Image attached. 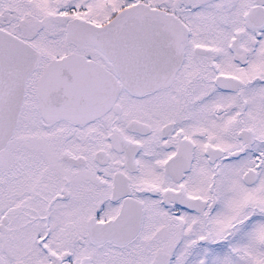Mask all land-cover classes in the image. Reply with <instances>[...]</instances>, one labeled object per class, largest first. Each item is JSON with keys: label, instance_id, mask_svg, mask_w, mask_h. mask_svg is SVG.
Masks as SVG:
<instances>
[{"label": "flooded vegetation", "instance_id": "obj_1", "mask_svg": "<svg viewBox=\"0 0 264 264\" xmlns=\"http://www.w3.org/2000/svg\"><path fill=\"white\" fill-rule=\"evenodd\" d=\"M10 1L24 0H0V3ZM193 2L188 0L186 6L194 9ZM205 3L209 9L219 5L217 14L210 10L206 25L213 33L214 27L215 30L219 28L220 38L207 41L185 38L180 61L185 66L178 67L173 76H161L160 83L153 87H125L128 96L120 100L125 118L118 112L123 109L122 105L114 106L117 118L125 123L114 124L115 118L104 132H89L86 140L82 139L85 140L81 142L82 148H77L81 150L75 153L64 149L61 156L52 158L36 152L37 165L35 170L30 167L28 172L30 198L82 201L78 209L87 212L85 220L90 223L85 233L82 231L84 223L78 222L77 227L58 234L57 241L48 240L61 251L56 250L53 258L46 253L47 264H62V260L71 254L75 256L88 249H92V253L74 259L73 264H114L132 259L136 264H146L140 248L148 246L161 254V264H225L228 258L236 259L239 252L242 260L264 264V93L258 96L262 90L259 87H264V0H205ZM30 4L34 10L37 9L35 6H43V2L38 1ZM145 4L152 6L147 0H141L139 9L144 10ZM5 11L10 9L5 8ZM177 11L180 13L179 9ZM116 12L97 24L104 25L110 19L121 18L114 16ZM24 22L31 24L28 19L19 20L17 24L22 26ZM61 22L67 30L71 22H75L89 31L90 36L83 41L91 42L92 47L95 42H101L94 37L98 29L84 16L62 18ZM190 22L197 30L195 22ZM164 25L171 29L168 21ZM0 29L18 34L1 23ZM60 33L55 35L60 36ZM77 40L71 42L82 47ZM189 42H226L227 48L229 42H238L245 66L241 63L235 68L234 62V67L227 68L224 66L226 61L221 59L218 61L220 66L214 71L210 61L215 60L211 55L216 53L193 50L199 55L191 56L193 53L185 50ZM77 54L80 53L72 51L63 56L78 58ZM222 54L228 56L226 52ZM39 55L32 74L53 75L52 61L58 56L54 52ZM76 63V60L68 59L63 65L70 68ZM195 64L201 66H193ZM90 68L87 61L84 69ZM236 69L247 70L243 76L244 85ZM218 75L235 76L241 84L237 89L219 88L216 85ZM91 123L82 122L81 127ZM73 127L80 128L79 125ZM77 134L79 136V131ZM112 135L115 140H111ZM227 138L236 139L226 146ZM234 142L236 146H231ZM228 172H234L229 180V192ZM242 176L247 182L245 185L239 183ZM51 182L58 185L53 194ZM19 191L20 200L25 204L29 197L28 184ZM101 199L116 209L105 219L100 218L99 212H92L95 203L96 208L103 207L105 203L99 202ZM16 200L14 198L5 220L9 226L22 218L16 212L22 202L15 206ZM124 200L138 202L142 207L137 233L129 237L130 227H125L126 237L93 240L92 217L97 216L98 222L114 218ZM28 214L29 209L25 218ZM128 216L129 213L125 215ZM126 223L130 226L132 219L127 218ZM88 234L92 243L82 238ZM4 235L11 242H0V264H16V257L18 264L45 263L41 257L34 261L42 251L27 253L36 243L35 222L17 236L11 234V227ZM139 235V246L133 253L114 251L115 246L133 242ZM98 247L111 248L99 253ZM251 252H254L253 256ZM147 264H151V260Z\"/></svg>", "mask_w": 264, "mask_h": 264}, {"label": "rangeland", "instance_id": "obj_2", "mask_svg": "<svg viewBox=\"0 0 264 264\" xmlns=\"http://www.w3.org/2000/svg\"><path fill=\"white\" fill-rule=\"evenodd\" d=\"M38 1L43 2L42 7L35 6L37 9L34 10L32 8V2ZM152 4V6H148L147 4L144 5V10L140 12H147L150 13L153 17H160L162 16L166 21H168V24H170L171 27H173L177 33H178V39L179 41L185 42V38H182L180 35L182 27L192 30L190 37L186 36L188 39H194V40H200V41H207L208 39H218L220 38V29L218 28V34L213 33L210 31L209 26L206 25L208 18L210 15V10H212L214 13H218L219 5L215 8L209 9L208 5H206L205 0H194L193 2V8L195 9H188L186 8L187 1L188 0H175L172 2V0H147ZM172 2V4H169ZM139 4L136 2V0H24L21 2H2L0 3V23L4 28H8L12 31H15L18 34H21L26 40L31 42L35 48L37 49L38 56L37 60L39 59V53L41 52H54L58 57L57 60L59 62H66L67 57L63 56L66 53L72 52V51H78L82 55H87V51L80 50L76 44L71 42L69 40V33L67 32L65 35V24L61 22L62 18H69L71 19L77 17H88L89 19L99 23L101 21H104L103 19H106L111 15V13L118 8H120L122 5L128 6V9L130 7L134 8V5ZM160 3H162L163 8L161 6H158ZM158 4V5H156ZM201 5V6H200ZM73 6L75 7L74 11L77 9V12L75 14L70 13H63L61 12L62 8H67ZM200 6V7H199ZM10 9V11H5L4 9ZM180 10L179 11L177 10ZM197 11V12H196ZM55 12L59 14H66L65 16H57ZM174 13L176 15H174ZM132 14V13H131ZM179 14L181 18H187L190 15V20L195 22L197 26V32L194 35V30L196 31V27L193 24H190L188 20H185L184 22L178 21ZM54 17H58L60 19H55ZM29 20L30 23H25L21 26L17 23L19 20ZM76 26V23H74ZM82 28V27H81ZM194 28V29H193ZM61 31L60 36H56L55 34L57 32ZM215 32V27H214ZM194 37V38H193ZM98 46H96V50L93 51L91 55H88L85 60L91 59L93 56V59H96L99 61L100 66H104V69L110 73V75L113 76L116 82V86L114 87L112 84V87L114 89V92L104 101H109L112 103V105L102 106L101 103L100 106H90V104H83L80 102L79 96L72 93L71 91H74V88L71 84V81L67 80V76L62 74L61 69L59 70L58 76L50 77L48 74H30L28 76L26 84H28L29 79H31L30 86H27L26 91L23 95V103H22V115H30L31 118H33V115H38V118H35L32 122H25L24 119H18L20 121V125L18 126V130L14 128L13 133L19 137H21L24 140L29 141L31 147L41 148L44 147L51 155H56L59 151V148L66 149L70 152L75 153L76 150H81L77 148H82L81 142L86 140V136L89 132H97L98 134L100 132H104V129H107L109 124H112L114 119L117 118L118 112L123 116L124 113V105L120 101L122 99H125V96H128V90L125 88L124 83H122V79L116 75L117 69H116V61L113 58V55L110 54V51H107L106 48L99 47V45H103V42H97ZM210 44V42H207ZM216 43V42H214ZM84 45L90 47V44L84 43ZM226 43H216L215 47H213V50L217 54L218 57H215V62L217 64L218 61H221V59H224V61L228 63H234L236 62L235 68L239 66V64L242 63L243 58L242 55L235 56V58H232L229 51H226V55L224 56L222 54L221 49H226ZM92 49V47H90ZM66 50V52H63ZM100 52H103L100 54ZM191 52V49H190ZM201 53V51H200ZM46 56L47 55L44 53ZM193 56L192 54H190ZM80 61L82 62V59L80 58ZM107 62L111 65V71L106 68ZM243 66H245L244 63H242ZM185 66V63H180L179 67ZM193 66H201L200 64H195ZM210 66L212 67V62L210 61ZM77 71L79 73V76L83 79L85 78V69L84 64H81V69L79 70L78 67ZM234 68V69H235ZM237 72H239L240 76L243 78L244 74L246 73V69H236ZM230 71V70H229ZM228 72V71H227ZM226 73V72H223ZM169 75V74H168ZM167 75V76H168ZM108 77L106 72L101 74V77L104 81L108 82L110 84V79H104V77ZM42 80H41V79ZM211 82L213 85V78L214 74L211 75ZM72 80V78H71ZM227 83L230 87L235 86L237 84V78L232 75H226ZM246 83L245 79L243 78V85ZM80 84H77V86ZM216 85L219 88H222L221 81L216 78ZM62 87V96L63 100L60 101L57 105H49L47 102L49 101V94L59 90V88ZM262 89L258 96H261L264 93V87H259ZM65 89H68L66 92H64ZM71 90V91H70ZM40 92V94L38 93ZM101 95L104 96V91L101 92ZM66 95V96H65ZM65 96V97H64ZM84 97L86 95L84 94ZM144 98V97H143ZM234 98V96H233ZM116 104L122 105V110L118 109V112L115 111L114 106ZM46 106L42 107V106ZM79 105V110L76 111ZM27 108V109H26ZM105 115H109V118H105ZM79 116V117H78ZM134 117H138L136 115H133ZM124 117V116H123ZM125 118V117H124ZM61 121H66L69 123V125H79L78 128H72L69 126V129L63 133V136H60V130H63V124ZM85 121H91V124H87L85 128L81 127V123ZM121 124L125 123L122 121L121 118H117L114 121V124ZM79 131V136H78ZM260 130L258 129V132ZM127 134V133H126ZM34 135V136H30ZM38 135L41 136L42 139L37 137ZM85 138V140H82ZM236 138H227L226 139V146L229 143H232L235 141ZM111 140H115L114 135L111 136ZM115 143V142H114ZM231 146H236V143L234 142ZM94 148V146L92 147ZM24 150L25 154L29 155V162H25V160L19 151ZM15 152L17 154L16 159H21L23 161L20 166L22 169L25 168V166L28 165V171H30V167L35 170V166L37 165V159L35 155L37 154L32 149H28L26 146H22L18 149H15ZM16 159L12 161H8L6 165H11V169H9L7 172H4L3 174L0 173V194L6 187H11L13 183V179H16L15 174V161ZM45 160V158H42ZM47 160H45L46 162ZM140 161L145 162L142 158H140ZM19 173L22 175L23 173L19 171ZM234 172H228V184H227V191L229 192L230 186H229V180L232 178ZM29 182L30 178L28 179V195L29 197L26 198L25 204L20 200V191L17 192V200L15 203V206H17L18 202H22V205L20 207H16V212L18 215H21L22 218L18 219L16 222L10 225L11 227V234L13 236H17L23 229L27 228L28 226H31L33 222H35V236L39 237L42 236L46 238L47 240H43L46 244L49 245V247L53 248L54 250L61 251L59 247H56V245L49 243L48 240H58L57 235L61 232H65L67 229L71 227H77L78 222H83V232L88 231L89 223H87V220H85V217L87 216L86 211H81V208L78 209V205L82 203V201L79 200H57L55 198H30L29 194ZM11 193V192H10ZM26 194V192H24ZM11 196V195H10ZM0 195V204L2 203V199ZM117 199V198H116ZM246 199V198H244ZM99 202H104L102 208L98 209L96 208L97 203L94 204V208H92V212H99L100 218L105 219L106 217H110L115 212V208L110 202H105V200L101 199ZM10 206V205H9ZM8 206V207H9ZM24 206L25 209H24ZM61 208V212H59ZM29 209V214L27 218H25L27 214V210ZM7 210V208H6ZM24 210V212H23ZM1 214V213H0ZM45 225H48V228H45ZM142 232V231H141ZM22 234V233H21ZM139 239L135 238L133 242L125 243L120 245V251L119 252H125L129 251L131 253L134 252V250L139 246ZM36 241V240H35ZM143 246L144 244L141 243ZM44 243L42 241H36V243L30 248H28L27 253H32L36 251H42L40 255H38L36 259L39 257L43 258L45 263L47 264L48 256L45 252V249L43 248ZM91 247V246H90ZM88 247V248H90ZM107 247H101L98 248L99 251L101 249H106ZM153 247L148 246L147 248H140V254L141 257L145 261L152 260L154 257L152 255ZM92 253V249H88L86 251H82L79 254H71L69 256L68 261L72 259H79V258H85L88 257ZM254 252H251V256H253ZM239 256L236 257V259L228 258L225 262V264H253L250 263L247 259H241L240 252L238 254ZM234 257V256H232ZM120 264H135L133 259L129 262L127 261H119ZM11 263V262H10ZM43 263V264H45ZM178 264V263H177Z\"/></svg>", "mask_w": 264, "mask_h": 264}, {"label": "water", "instance_id": "obj_3", "mask_svg": "<svg viewBox=\"0 0 264 264\" xmlns=\"http://www.w3.org/2000/svg\"><path fill=\"white\" fill-rule=\"evenodd\" d=\"M29 63V60L25 62L24 59L19 56L14 58L13 64H18L22 68L23 74V67L29 66ZM22 74L6 79L0 87V121L8 128H11L14 125L15 117L21 102V94L14 95L8 92L6 87L13 83L20 87L22 83Z\"/></svg>", "mask_w": 264, "mask_h": 264}, {"label": "bare ground", "instance_id": "obj_4", "mask_svg": "<svg viewBox=\"0 0 264 264\" xmlns=\"http://www.w3.org/2000/svg\"><path fill=\"white\" fill-rule=\"evenodd\" d=\"M7 129H8V127H6V126H1V127H0V130H1V131H6ZM129 210H130L129 208L126 209V211H125V215H126L127 213H129Z\"/></svg>", "mask_w": 264, "mask_h": 264}]
</instances>
